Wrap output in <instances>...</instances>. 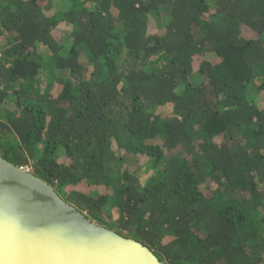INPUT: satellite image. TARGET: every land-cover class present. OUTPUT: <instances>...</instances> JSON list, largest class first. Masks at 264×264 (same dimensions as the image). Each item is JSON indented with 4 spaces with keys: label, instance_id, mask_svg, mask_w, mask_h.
<instances>
[{
    "label": "trees",
    "instance_id": "1",
    "mask_svg": "<svg viewBox=\"0 0 264 264\" xmlns=\"http://www.w3.org/2000/svg\"><path fill=\"white\" fill-rule=\"evenodd\" d=\"M259 99L264 0H0V155L165 264H264Z\"/></svg>",
    "mask_w": 264,
    "mask_h": 264
},
{
    "label": "water",
    "instance_id": "2",
    "mask_svg": "<svg viewBox=\"0 0 264 264\" xmlns=\"http://www.w3.org/2000/svg\"><path fill=\"white\" fill-rule=\"evenodd\" d=\"M0 264H165L0 155Z\"/></svg>",
    "mask_w": 264,
    "mask_h": 264
},
{
    "label": "rangeland",
    "instance_id": "3",
    "mask_svg": "<svg viewBox=\"0 0 264 264\" xmlns=\"http://www.w3.org/2000/svg\"><path fill=\"white\" fill-rule=\"evenodd\" d=\"M260 97H261V96H260ZM259 100H260V99H259ZM262 100H263V99H262ZM262 100H260V102H261ZM263 101H264V100H263ZM60 157H61V156H60ZM60 157H59V158H60ZM58 160H60V159H58ZM125 162H127V163L125 164L126 166H128V165H127L128 163L130 164V161L128 160V158H125ZM122 166L125 167L124 164H122ZM24 167L27 168V169L30 170V171H31V169H32L31 166H24ZM129 167L131 168L130 165H129ZM71 189H72L71 186H67L65 190H66V191H69V190H71ZM98 190L102 191V188L100 189V188L98 187L96 191H98ZM114 205H115L114 202L111 201V202H110L109 209H110V212H111V215H112L113 218H115V217L117 216V209H116V207H115Z\"/></svg>",
    "mask_w": 264,
    "mask_h": 264
}]
</instances>
